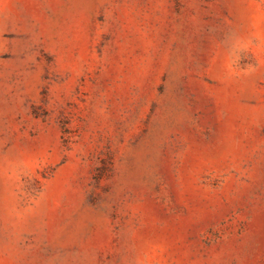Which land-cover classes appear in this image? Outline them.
Wrapping results in <instances>:
<instances>
[{"label": "rangeland", "instance_id": "rangeland-1", "mask_svg": "<svg viewBox=\"0 0 264 264\" xmlns=\"http://www.w3.org/2000/svg\"><path fill=\"white\" fill-rule=\"evenodd\" d=\"M0 264H264V0H0Z\"/></svg>", "mask_w": 264, "mask_h": 264}]
</instances>
